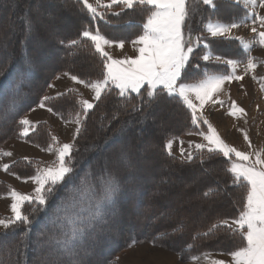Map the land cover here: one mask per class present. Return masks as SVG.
Instances as JSON below:
<instances>
[{
    "label": "trees",
    "instance_id": "1",
    "mask_svg": "<svg viewBox=\"0 0 264 264\" xmlns=\"http://www.w3.org/2000/svg\"><path fill=\"white\" fill-rule=\"evenodd\" d=\"M215 3L216 8H212L199 0L196 4L188 0L187 25L195 34L207 38V50L214 55L246 59L238 41L208 37L203 25L211 20H239L247 10L230 0ZM146 16L147 9L139 6L119 15L107 12L104 19H95L80 0H0V147L11 138L40 148L52 143L51 137L55 135L48 123L38 122L36 131L21 138L19 120L40 103L45 88L58 72L86 80L102 77V58L90 42L88 47L68 44L80 37L85 26L93 31L98 29L109 39L130 41L142 33ZM65 18L68 25L64 32L55 31ZM29 20L30 31L26 23ZM196 51L202 55L206 50ZM193 63L199 67H189L186 82L203 78L205 71H228L226 65L218 62ZM117 92L113 87L102 94L83 118V130L72 142L75 147L71 182L66 178L58 185L48 205L40 211L32 212L33 205L24 204L30 225L0 231V264H52L54 258L50 253L58 247L56 239L66 238L65 234L70 236L73 228L85 226V233L73 241L82 264H116L114 258L132 239L136 244H153L155 240V246L175 253L183 262L202 253H228L240 245V237L223 227L207 237L193 239L197 233L207 232L212 224L239 215L246 190L232 183L227 171L229 159L222 154L209 156L207 151H198L191 161H182L169 155L165 148L168 139L206 131V126L191 123V111L178 97L165 94L148 103L146 95L131 93L120 97ZM63 94L53 96L46 107L61 113V120L71 121L75 112L80 111L79 95L68 91ZM13 101L15 107L10 110ZM134 105L138 110L133 109ZM100 150L110 152L111 156L124 153L126 159L107 158L102 163L97 159ZM29 161L12 162L10 172L22 179L34 175L43 162ZM106 169H110L118 186L110 199L105 198ZM8 188L0 180V194ZM205 192L209 195L205 196ZM4 217L0 213V218ZM68 259L62 257V264Z\"/></svg>",
    "mask_w": 264,
    "mask_h": 264
},
{
    "label": "snow or ice",
    "instance_id": "2",
    "mask_svg": "<svg viewBox=\"0 0 264 264\" xmlns=\"http://www.w3.org/2000/svg\"><path fill=\"white\" fill-rule=\"evenodd\" d=\"M81 2L84 9L93 18L99 17L100 19H104L105 14L109 11H112L114 15H119L126 9H134L138 6L147 9L146 20L142 26L143 31L131 41L138 54L135 57L114 58L106 51V46L110 48L116 45L123 49L125 41L109 39L102 35L98 29L93 31L85 26L80 37L70 40L68 44L70 47H88V42H90L95 53L102 58V77L86 80L69 72H65L63 75L69 76L75 84L90 89L94 94L92 97L94 101H100L102 94L111 91L113 87L118 90L117 95L120 97H127L131 93H136L138 96L146 95L148 103L158 100L165 94L168 97H178L191 111L193 125L199 126L201 122L207 125L206 131L198 133L206 143L195 144V149L201 153L206 150L209 156L222 154L223 157L228 158L230 165L227 171L232 176V183L242 186L246 190L244 203L236 218L231 221L224 219L212 224L207 232L197 233L193 239L200 236L207 237L223 227L233 236L240 237V245L227 253L230 260L215 259L212 264H264V150L244 152L229 145L203 114L205 105L209 102L213 105H224L225 101L219 99V94L224 91L226 83L243 81L246 76L251 75L254 81L260 82V89L264 91V76L257 77V58L251 55L254 46L264 47V14L258 11V9H264V0H236L237 3H243L247 10L243 18L239 20L233 18L229 22L209 21L203 25V31L213 38L224 37L238 41L246 56V62L236 58L225 59L219 55L213 57L210 51H203L202 55L197 54V49L207 50L209 44L203 34H195L186 23L189 20L190 11L188 0H95L94 3H90L89 0H81ZM200 2L212 8L217 6L215 0H200ZM117 7L120 12L114 11ZM248 21L251 23L249 24ZM26 23L27 29L30 31L31 21ZM242 26L250 28L254 34L253 40L233 35V29H239ZM213 58L216 62L225 64L228 71L223 73L205 71L203 78L193 82L185 81L189 67H199L193 61H210ZM241 64H243V73L237 74V69ZM49 87L54 86L50 84ZM68 92L73 93L77 90L68 89ZM61 95L64 94L57 93V96ZM51 99L53 98L44 96L39 107L45 108L46 102ZM78 104L80 111L75 112L69 121L77 125L73 135L74 141L83 130V118L87 116L89 110L95 107L93 102L83 99L82 96L78 100ZM14 107L15 102L13 101L10 110ZM133 109L138 110V106L134 105ZM47 111L53 115H60L61 119H64L63 115L54 111L52 107H47ZM228 115L239 117L246 116L247 113L243 107L232 100ZM19 125L21 128L18 135L21 138L28 137L30 132L37 129V124L27 117L21 118ZM192 134L189 133V135ZM244 139L248 142L249 147H252L246 132ZM51 141L52 143H49L46 148H41V151L54 152L55 159L50 164L37 167L34 175L24 178V182L30 180L36 186L33 193L25 194L9 187L7 192L0 196V198H10L11 200V216L0 218V227L5 230L20 224L30 225V215L23 211L24 204L33 205L32 212L40 211L48 205L49 199L58 185L65 182L66 178L67 182H71L70 174L73 172L71 160L75 145L74 143H60L56 136H52ZM173 143V139H168L165 144L169 155H172ZM180 143L183 145L182 141ZM189 147H193L191 142ZM180 155L182 161L193 159V153L186 152L183 146L180 147ZM10 156H12L11 152L0 151V158ZM23 159L29 161L28 157H23ZM120 159L125 160L126 154L121 153ZM14 163L16 162L13 161ZM10 167L11 165L8 163L0 164V170L16 176L17 179H22L16 173L10 172ZM106 172L108 180L106 181L105 198L110 199L118 186L115 184L110 169H106ZM209 192H205L204 195L208 196ZM57 210L60 211L59 208ZM64 211L67 212V209L65 208ZM86 227H75L70 236L65 234L66 238L56 239L58 247L50 253L54 258L52 264H62V257L69 258L66 264H82V261L78 259L77 245L73 241L77 239L78 235L85 233ZM136 243L137 241L132 239L128 247L132 248ZM152 243L155 245L156 241L153 240ZM188 247H192V245L189 244Z\"/></svg>",
    "mask_w": 264,
    "mask_h": 264
},
{
    "label": "rangeland",
    "instance_id": "3",
    "mask_svg": "<svg viewBox=\"0 0 264 264\" xmlns=\"http://www.w3.org/2000/svg\"><path fill=\"white\" fill-rule=\"evenodd\" d=\"M194 1L196 4V2L198 0H194ZM258 11H260L261 14H264V9H258ZM111 12L112 11H109V13H111ZM95 19H100V18L96 17ZM67 21H68V19L64 20L60 26L55 27L54 28L55 31L64 32V29L67 28V25H68V23H66ZM207 22H209V21H207ZM212 22H215V21H212ZM248 23L250 24L251 22L248 21ZM205 24H206V22H205ZM204 33L206 36L208 35V33L206 31H204ZM233 35L242 36L246 40H253L254 39V34L250 31L249 27H243L242 26L239 29H233ZM208 37H211V36L208 35ZM218 38H224V37H218ZM130 41H132V40H130ZM130 41H125L123 49H120L116 45H113L110 48L106 46V51H108L114 58H117V59H123L126 56L135 57V55H137L138 53L136 52L132 43H129V44H131V46L127 45V43H126V42H130ZM206 51H208V50H206ZM211 54L213 57L217 56V55H214L213 53H211ZM251 55L253 57L257 58V62H258V67L256 70L257 77L264 76V47H260L259 45L254 46L251 50ZM41 58L45 59L44 56H41ZM224 58L228 59L226 57H224ZM242 61L246 62V59H244ZM206 62H216V61L213 58L212 60L206 61ZM242 73H243V64H241V66L237 69V74H242ZM63 76H65V75H63V72H58L52 78V80L54 78H57V77L60 78ZM65 77H69V76H65ZM52 80H51V82H52ZM50 83H49V85H50ZM49 85H47V87L45 88L43 95L41 97V100L43 99L44 96H47L52 91L53 87H49ZM66 88L67 89L68 88L69 89H76L79 93H83V90L74 84L68 85ZM66 91H68V90H66ZM235 91H236V97L239 98V100H238L239 105L243 108L244 107L247 108L245 110L247 115L246 116L241 115L239 117H236L233 121L229 122L227 120L228 118L222 117L221 114H219L217 107H216L214 109V111H210V112L208 111L209 113L213 114L212 117L210 118V123L213 125V127L216 128V130L220 134L221 138L226 143L235 147L236 149H238L240 151H244V152H253L254 150H264V91H261V89H260V82L254 81L251 78V75H248L244 78L243 81H240L238 86L235 87ZM78 92H76V93H78ZM80 98L81 97L79 95V99ZM252 106L255 107L254 111L249 109V107L251 108ZM203 112H205V113H203L204 117L208 119V116L206 114V106H205ZM61 121H63V120H61ZM63 122H66V121H63ZM203 125H205V124H203ZM217 125L221 126V127L226 125V127L220 131L219 129H217V127H218ZM154 126L155 125L152 124V127H154ZM205 126L207 128V125H205ZM245 132L247 133L249 140L251 141L252 147H249L248 142L245 141V139H244V133ZM191 133L194 134L191 136L194 144L206 143L203 140V137L198 134L199 132H191ZM186 134H189V133H186ZM53 135H55L57 137L54 130H53ZM183 135H185V134H183ZM183 135H181L179 137L171 138V139H173V141L175 143V144H173L174 147L183 146L180 143H178V141H177V139L179 140V138H181ZM12 139H19V138H11L9 140H12ZM9 140H7V141H9ZM20 140H22V139H20ZM7 141H5L1 145L0 151H5L3 149V146ZM59 141H61V140H59ZM183 148L185 150H191V149H188L184 146H183ZM14 150H15V148H14ZM177 150H179V148ZM195 150L191 151L193 153V156L196 152H198L197 150L196 151ZM139 154L140 153L138 152L137 156H139ZM114 157L116 158V160H121L120 159L121 156H119V154L111 156L110 152L105 151V150H100L98 155H97V159L100 160L102 163H104L107 160V158H108V161H110V160L114 161V159H111ZM14 159H15L14 154H12V156H10V157L0 158V164H3V163L11 164L10 162H12ZM253 159H254V157H253ZM141 169H143V167ZM11 177H13V176L10 175L9 173L4 172L3 170H0V180L4 181L11 188H16L17 186H20V180L17 179L16 177H13L16 180L15 184H12L13 186H15V187H13L9 183ZM30 185L33 186L34 184L32 182H30ZM34 188L31 189L32 191L25 193V194H32ZM3 194H0V196H3ZM10 204H11L10 198H0V213L2 215H5L6 217L11 216ZM229 221H231V220H229ZM2 230H4V228L0 227V231H2ZM123 254L124 255L121 256V254L119 252L116 255V257L114 258L118 262V264H128V263H130V264H142L141 261L143 262V264H212V261L215 259H224L226 261L230 260V256L227 255V253L207 252V253H202V254L196 255L193 258H191L190 260L183 262V261L178 260L179 258H177L176 255L173 254L171 251L165 250V249L158 247V246H152L150 243H143V244L136 245V246L128 249L127 253L125 251ZM206 256L208 257L207 259L205 258ZM116 261H115V263H116Z\"/></svg>",
    "mask_w": 264,
    "mask_h": 264
},
{
    "label": "crops",
    "instance_id": "4",
    "mask_svg": "<svg viewBox=\"0 0 264 264\" xmlns=\"http://www.w3.org/2000/svg\"><path fill=\"white\" fill-rule=\"evenodd\" d=\"M231 1L236 2V0H231ZM89 2L94 3L95 0H89ZM238 4L243 6V3H238ZM208 35L210 36V34H208ZM126 43H127V45L131 46V44H129V43H131V41L126 42ZM239 83H240V81L239 82L233 81L231 83L225 84L224 91L219 94V99L225 101L223 106L213 105L211 102H209L208 104L205 105L206 106V114L208 116L209 122H210V118L213 115L212 113H209V112L214 111V109L216 107H217L219 114H221L222 117L228 118L227 120L229 122L233 121L236 118V117H232V116L228 115V110H229L230 102L232 100L236 101V103L239 105V102H238L239 98L236 97V91H235V87L238 86ZM50 84L53 85L54 87L52 88V91L50 92V94L47 95L49 97L57 96V93L65 92L66 90L69 89V88L68 89L66 88L68 85L74 84L83 90V93H79L77 91L80 94V97L82 96L83 99H88L89 101H91L93 103L96 102V101L92 100V97L94 94L92 93V91L90 89L85 88L83 85L80 86L79 84H75L69 77L63 76V77H60L59 79L54 78ZM244 109L246 110L247 108L244 107ZM249 109L254 111L255 107L252 106L251 108L249 107ZM203 113H205V112H203ZM23 117H27L29 120L33 121L36 124L38 122L48 123L53 128L54 132L57 135V138L59 140H61V141H59L60 143H72L73 142V135H74L75 128L77 127V125L75 123H72L69 121L68 122L67 121L66 122L61 121L59 116L53 115V113L47 111V107L40 108L39 103H38V105L29 109L21 118H23ZM225 127H226V125H224L223 127L218 126L217 129H219L221 131ZM192 135H194V134H192ZM192 135L185 134L181 138H179V140L177 139L178 143H180L182 141L184 147L191 149V150H185L186 152H191L192 150H195V147H194L195 144H194L193 139L191 137ZM190 142H191V144H193V147H191V148L189 147ZM173 144H175V143H173ZM14 148H15V150H14ZM178 148H179V150H177ZM3 149L5 151H9L15 155V159L13 161H16L18 159H23V157H28L29 159L39 160L41 162L43 161L44 164L42 166H44V165L50 164L55 159V153L54 152L49 153L46 151H41L40 147H37L34 144H31L25 140H20V139H12V140L7 141L4 144ZM172 154L181 158L180 146L179 147L173 146L172 147ZM12 162H10V163H12ZM13 177H16V176H13ZM13 177H11V179L9 181V183L11 185L15 184V182H16V180ZM19 180H20V186H17L15 189H17L18 191H20L22 193H28V192L32 191L31 189L36 187L35 185H33V186L30 185V182H31L30 180L27 182H24V179H19ZM13 187H15V186H13ZM227 220H232V219H227ZM139 244H141V243H139ZM139 244H135V246L139 245ZM151 245L155 246L153 244H151ZM128 249H130V248L127 247L124 250H122L120 252L121 256L124 255L123 253L125 251L127 253ZM173 254H175V253H173ZM176 257L178 258L177 255H176ZM141 263L143 264L142 261H141ZM116 264H118L117 261H116ZM128 264H130V263H128Z\"/></svg>",
    "mask_w": 264,
    "mask_h": 264
}]
</instances>
